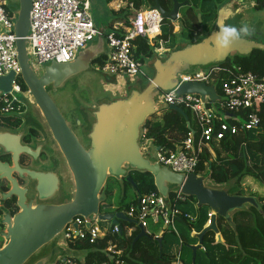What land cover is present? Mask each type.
Segmentation results:
<instances>
[{"label": "water", "instance_id": "1", "mask_svg": "<svg viewBox=\"0 0 264 264\" xmlns=\"http://www.w3.org/2000/svg\"><path fill=\"white\" fill-rule=\"evenodd\" d=\"M188 6V0L183 3L173 0L171 11L164 10L159 3L155 9L164 20L175 24L179 20L181 9ZM31 9L32 0H19V8L13 12L17 17L14 31L21 79L66 162L74 188L68 193L57 172L21 165L23 155L38 164L41 152L48 144V141H39L32 135L29 138V127L39 129L37 125H26L21 131L0 128V153L10 158L4 162L0 157V210L3 213L0 218V237L5 240L0 248V264H55L59 258L67 256V249L59 246L57 239L76 218L90 220L97 217L111 225H119L120 222L136 225L135 221L129 220L122 212L100 214V196L109 182L125 178L137 192V186L129 176L132 171L151 174L159 195L166 201L171 194L181 190L188 198L196 200L198 209L207 207L214 212L210 226L198 234V245L190 248L193 264L207 232L215 233L216 245L226 246L217 226L218 219H225L236 229L230 214L243 210L246 205L260 210L256 199L208 188L203 177L195 174L186 176L161 166L141 148L140 140L147 121L157 117L159 113V97L163 92H170L177 87L180 75L191 73L195 69H209L221 65L235 54L247 56L254 50L264 51V44L254 40L249 23L238 22L237 25L241 28L238 38L228 37L225 43L223 29L228 28L229 22L240 16L242 9L224 5L218 12L211 33L202 41L178 45L166 53L165 58L156 55L152 59L153 75L147 84L133 83L126 89L127 96L98 102L89 112H85L77 125L83 131L87 148L65 120L49 90L53 93L64 90L91 70L106 53V30L100 28L97 41L80 51L73 62L50 63L37 75L29 63L26 43ZM180 25L183 23L180 22ZM243 34H250V37H244ZM13 78L11 74L0 79L2 94L11 91ZM178 94L198 95L202 100L208 97L213 103L222 100L216 86L203 83L184 84ZM169 109L180 113L185 118L188 129H192L189 116L182 108L171 106ZM39 133L44 134L41 130ZM27 137L28 143H24ZM4 182L8 188L4 189L7 191L2 189ZM7 202L14 203L18 209L16 215L13 216L6 208ZM2 228L5 231L1 233ZM138 228L140 234L135 242L148 236L141 226ZM159 244L161 248L162 239H159Z\"/></svg>", "mask_w": 264, "mask_h": 264}, {"label": "built area", "instance_id": "2", "mask_svg": "<svg viewBox=\"0 0 264 264\" xmlns=\"http://www.w3.org/2000/svg\"><path fill=\"white\" fill-rule=\"evenodd\" d=\"M261 6L264 9V0ZM125 8H129L136 16L115 22L111 26L110 31L104 35L107 47L106 60L104 64L96 62L94 66L97 71L106 75L135 77L142 74L143 68V61L138 59L135 53L137 39H146L155 54L160 57L171 49L168 44L160 40L163 35L164 19L157 9L143 8L137 11L133 4L116 2L115 11ZM7 9L4 0H0V79L11 74L14 76L11 91L7 94L0 92V124H3L5 119L19 120L20 116L26 115L27 106L24 96L26 93L29 94L20 84L21 67L14 31L17 17ZM90 10V0H32L30 30L26 43L29 63L37 75H40L37 73L38 68L43 69L50 63L73 62L80 51L97 39L100 34L99 28L95 25ZM194 37L196 38L195 35ZM187 83L216 86L222 100L213 103L208 97L202 100L198 95H179L178 90ZM263 105L264 76L247 71L236 64L195 69L191 73L180 75L174 90L161 94L157 110L158 115H162L163 111L171 106L188 111L194 122L193 130L198 132L197 140L195 134L190 133L189 137L175 149L159 146L149 137V131L145 126L142 129L140 146L149 155L154 149L156 161L161 166L169 167L174 172L186 176L195 174L204 178L197 173L204 150L209 148L211 143L222 141L227 135L236 136L242 131H260V113ZM226 120L239 125H230L224 122ZM189 200L181 190L171 194L167 201L159 193L137 195L136 203L121 212L148 234H151L148 231L151 226L160 228L161 236L165 232L175 234L180 240V250L171 264H185L182 259L184 242L178 225L185 220L197 219L196 215H191L183 209ZM110 209L111 213H118L115 212L116 207H106L102 204L100 214L105 215L104 211ZM213 215L214 212L210 211L205 228L210 226ZM105 223L97 217L90 220L76 218L63 231L61 240L67 245L79 240H89L93 244L107 236L121 233L120 225L106 226ZM192 233L193 237L198 235L194 231ZM58 245L61 246L60 241ZM107 252L111 255V261L106 264H126L121 259L123 251L118 249V245L109 246ZM55 264H83V262L79 263L72 257L65 256L59 258Z\"/></svg>", "mask_w": 264, "mask_h": 264}, {"label": "trees", "instance_id": "3", "mask_svg": "<svg viewBox=\"0 0 264 264\" xmlns=\"http://www.w3.org/2000/svg\"><path fill=\"white\" fill-rule=\"evenodd\" d=\"M112 1H122L133 4L137 11L141 10L143 6L154 9L157 3L166 11H170L173 8V0H108L109 3ZM261 3L262 0H258L260 8H262ZM226 4L227 2H224L221 6L217 7L216 12L210 10L207 13H202L201 22L198 19V14L190 9V6L188 14L186 15L187 18L184 17V21H182L183 32L185 28L189 26L191 31L190 36L193 37L195 31L194 25H198L197 27L201 28L203 25L202 22H204L205 19H214V21H216L219 10ZM7 10L10 11L9 9ZM112 15L114 16V22L111 26H113L115 22L125 21L128 20L129 17L136 16L129 8L120 11L112 10ZM163 24H170V32L165 33L163 31L160 40L169 44V35L177 36V34L174 33V27L169 21L164 20ZM108 32L109 31L106 29L105 35ZM205 37H207V35L204 36V38ZM204 38H201L198 42L202 41ZM135 46L136 57L142 61L146 58L153 59L156 56L154 49L144 38L137 39ZM170 49L174 48L170 46ZM105 60L106 56L104 55L99 58L97 63L104 64ZM235 64L242 66L247 71H252L260 76H264V51L254 50L247 56L235 54L225 63H222V65L226 66ZM20 84L23 90L27 92L28 89L22 80H20ZM185 112L189 116L191 130L188 129L186 120L180 113L165 109L160 119L156 121L150 119L147 121L145 126L149 131V137L154 139L157 145L172 149H175L177 145L187 139L190 133L195 134V139L197 140L198 132L193 130L194 122L191 114L188 111ZM260 117V131H242L236 136L227 135L222 141L211 143L209 148H206L201 154L199 172L197 173L203 176L206 175L219 186L234 182L235 187L229 192L230 195L243 196L240 185L244 179L252 178L258 181H264V105L262 106ZM224 122L230 125H237L231 120H226ZM21 124L20 120L5 119L4 123L0 124V127L19 130L22 126ZM217 125L218 123H216V126ZM212 154L214 157H212ZM129 176L135 182L138 193L136 191L132 193L134 195L130 193V189L133 188L126 182L125 178L122 179V194H119L115 205L110 201L114 195V188L111 184L115 186L120 182L115 180L109 182L103 191L106 196L105 201L107 200L110 202L109 206L117 208L115 212L127 210L131 203H136L137 195L149 193L158 194L154 178L151 174L132 171ZM130 196H133V201L130 199ZM192 200L196 201L194 198ZM0 205H2L1 202ZM187 205L183 208L185 212L194 216L196 215L197 219L195 221L185 220L180 222L179 225H182L187 232V234L181 235V239L184 242L183 250L191 251L190 248L199 243L198 236L191 237V234L193 231L197 234L203 232L207 224L208 214L211 210H206V208L205 210L199 209L197 214H192V212L186 208ZM5 206L13 216L18 213V209L14 203L7 202ZM2 215L3 213L0 210V218ZM232 219L236 229L229 225L223 218H219L217 222L219 232L222 234L226 246L215 244L216 235L212 231L207 232L203 237L201 249H205V251L203 250V256L207 260V264H264V206L260 205V210L250 206L249 210L238 211ZM119 225L122 231L115 236H107L93 244L90 243L89 240L75 241L74 243H69L68 248L69 250L84 252L86 254L83 264L110 263L111 255L107 252V249L111 245H118V249L123 251L121 259L124 260L126 264L172 263L176 254L172 251H166L165 246L166 237L173 233L165 232L159 237L156 234L158 227H154L152 234L135 242L140 234L139 228L135 224L125 222H120ZM130 230L132 231L129 233ZM159 239H162L161 248ZM72 258L80 263V260L77 258ZM197 260L198 257H196V261ZM183 261L185 264H192V262L187 263L185 258Z\"/></svg>", "mask_w": 264, "mask_h": 264}, {"label": "rangeland", "instance_id": "4", "mask_svg": "<svg viewBox=\"0 0 264 264\" xmlns=\"http://www.w3.org/2000/svg\"><path fill=\"white\" fill-rule=\"evenodd\" d=\"M179 2L183 3L187 0H178ZM190 7H185L181 9V14L187 18L188 9H192L195 11L196 14H198V19L201 22L202 20V13H207L208 11H215L216 8L221 6L224 2H231L230 0H188ZM235 2H240V0H234ZM7 8L14 12V10L19 8V0H4ZM116 2L112 1L108 2V0H90L91 3V15L93 17L95 25L100 29L104 28L107 31H110V26L114 22V16L112 15V10H115L116 8ZM258 4V0H243V7L240 16L236 17V20L234 23L242 22V23H249V25L252 27L253 30V36L256 39V42L264 44V9L263 8H256L255 6ZM146 8L143 6L141 9ZM214 12V13H215ZM205 18V17H204ZM205 22V23H204ZM204 22H202V28L197 27L198 25H194V35L197 39L204 38V36L211 33L212 28L215 24L214 19L207 20L205 19ZM170 23V22H169ZM228 28H233V26L228 25ZM163 31L165 33L170 32V24L163 25ZM174 33L177 34V36L169 35V44L167 46H171L172 48H176L178 45L185 44L188 45L190 42H195L197 40L194 36L191 37V31L190 27H186L184 32L182 30L181 25L178 23L174 24ZM97 39L95 40V42ZM93 42V43H95ZM91 45V44H90ZM30 47V46H29ZM107 51V47H106ZM166 55H164L162 58H165ZM152 59L146 58L143 61V68H142V74L130 77L128 75H106L96 70L95 66L93 65L91 70L82 75L73 85H70L63 91L64 95L53 93L52 90H49V94L53 101L57 104L60 111H62V114L67 119V122H70V127L73 130V132L77 135L79 140L85 147H88V144L84 138V134L82 129L77 125L78 121L77 119L83 117L82 115L85 114L87 111L86 109H91L92 107H95L98 102H107V101H113L114 99H119L127 96L126 89L129 85L133 83H141V84H147L148 80L152 77L153 71H152ZM41 68H38L37 73L41 74ZM23 96V95H22ZM25 102H26V115H22L19 117V120L21 121V127L19 130H22L24 128L25 121H28L30 119L32 120H39L41 121L39 110L34 104V101L32 100L31 96L29 94H25ZM163 111V110H162ZM161 113V112H160ZM163 115H158L159 118H152L153 121H156L157 119H160ZM57 159H59V155L56 154L57 152H54ZM153 160H156V152L154 149L151 151V155L149 156ZM212 157L213 154H212ZM62 161V160H61ZM61 165L64 167V162L61 163ZM64 172L67 174L65 176L66 182L68 186H66V191L70 193L73 190V183L70 181L72 180L71 174L67 167H64ZM206 176V175H205ZM205 186L211 189H218V190H225L230 192L233 187H235V183L231 182L227 185H216L213 181L210 180L209 177H205ZM117 185H113L114 188V195L113 198L110 200L112 204L115 205L116 200L119 197V194H122L123 189V183L122 180L119 181ZM108 185V184H107ZM106 188V187H105ZM240 190L243 191V196L247 197H253L256 199L258 204L261 206H264V181H258L252 178L244 179L240 185ZM134 192L133 189H130V193L132 194ZM134 195V194H132ZM71 198V196H70ZM102 200L103 206H109L110 202H108L106 199V196L104 193L100 196ZM130 199L133 201V196H130ZM192 214L198 213L197 204L192 199L189 200V204L186 206ZM207 207H202L201 209L205 210ZM250 205H246L243 210H249ZM115 211V210H113ZM105 214L111 213V209L104 211ZM108 212V213H107ZM238 211L233 212L230 214V217L233 218ZM234 214V215H233ZM106 226H110L111 223H105ZM154 230V227H150L148 231L152 234ZM178 230L181 235H185L186 229L182 225H178ZM157 236H161L160 234V228L156 230ZM191 237H193V233L191 234ZM57 241L61 242V247L67 249L66 252L67 255H70V250L68 248L67 244H64L61 240V236L57 239ZM180 240L177 238L175 234H169L166 237V251H172L175 254L178 253L180 250ZM5 244V240L0 237V248ZM76 255H79L83 252L75 251ZM203 250L200 249L196 253V257H198V260L195 263L197 264H207V260L203 256ZM187 261V263L192 262L193 264V253L192 251L183 250V259Z\"/></svg>", "mask_w": 264, "mask_h": 264}, {"label": "flooded vegetation", "instance_id": "5", "mask_svg": "<svg viewBox=\"0 0 264 264\" xmlns=\"http://www.w3.org/2000/svg\"><path fill=\"white\" fill-rule=\"evenodd\" d=\"M227 4H229L232 8L242 9V7H243V0H240V2H238V1L235 2L234 0H231V2H229ZM188 7H190V5ZM178 17H179V20H178L177 24L178 23L180 24V22L184 21V16L181 14V12H179ZM171 24L174 27V23H171ZM229 25L230 26H233V28H235L237 30V32L241 29L236 23H234L233 20L229 22ZM242 36H244V37H250V34H243ZM252 36H253V33H252ZM254 40H256L255 37H254ZM66 88H64V90ZM64 90H61V91L57 92L56 94H59L60 93L61 95H64V93H63ZM86 110H87L86 112H89L88 111L89 108H87ZM61 113H62V111H61ZM39 115H40L41 121H40V119L39 120H32V119H30L28 121H25V124L24 125L25 126L26 125H29V124L30 125L31 124L37 125L39 127V129L35 128L34 126L29 127V129H28L29 138L32 135V137H34V138L36 137L39 141H48V144L45 147V149L41 152V155L39 157V161H38L39 163L38 164L33 163V160L31 158L23 155L21 157V165L23 167H28V168L29 167L30 168L36 167V168L41 169V170L46 171V172H57V174L59 175V177H61V182H62L63 188L66 189V186H68V184L66 182V178H65V176H67V174L64 172V167H67L66 162L64 161L63 156L61 155L58 147L54 143V141H53V139L51 137V134L49 132V129H48V127H47V125H46V123H45V121H44V119H43V117H42V115H41L40 112H39ZM62 115L64 116V114H62ZM82 116H84V115H82ZM64 118L67 121V119H66L65 116H64ZM81 118H79V119H81ZM79 119H77V121ZM67 123L70 125V122H67ZM0 128H2V127H0ZM3 129H7V128H3ZM8 130H10V131H21V130H13V129H8ZM40 130L43 131V133H44L43 135H41L39 133ZM29 138L27 137V139H25L24 143H28V139ZM55 151L57 152L56 154L59 155V159H57L58 157H56L57 155H55V153H54ZM0 157H1L2 161H4V162L5 161H9V159H10L7 155H4L2 153H0ZM62 162H64V164H65L64 167L61 165ZM19 180H20L21 184L24 185L23 181L21 179H19ZM70 181L72 182L71 179H70ZM4 188H7L5 182L2 183V189L4 191H7ZM4 231H5V228H2L1 233L4 232Z\"/></svg>", "mask_w": 264, "mask_h": 264}, {"label": "clouds", "instance_id": "6", "mask_svg": "<svg viewBox=\"0 0 264 264\" xmlns=\"http://www.w3.org/2000/svg\"><path fill=\"white\" fill-rule=\"evenodd\" d=\"M223 33L225 34V38H226L225 43H227L228 37L235 39V38H238V36H239V34L235 28H225V29H223ZM148 235H150V234H148Z\"/></svg>", "mask_w": 264, "mask_h": 264}, {"label": "crops", "instance_id": "7", "mask_svg": "<svg viewBox=\"0 0 264 264\" xmlns=\"http://www.w3.org/2000/svg\"><path fill=\"white\" fill-rule=\"evenodd\" d=\"M255 7L258 8L259 5L257 4ZM259 8H260V7H259ZM74 252H75V251L70 250V257L77 258V259L80 260V262L82 263V262L84 261V259H85L86 254L83 252V253H80L79 255H76V253H74ZM67 256H69V255H67Z\"/></svg>", "mask_w": 264, "mask_h": 264}, {"label": "bare ground", "instance_id": "8", "mask_svg": "<svg viewBox=\"0 0 264 264\" xmlns=\"http://www.w3.org/2000/svg\"><path fill=\"white\" fill-rule=\"evenodd\" d=\"M193 199V198H192ZM132 204V203H131ZM124 209V208H123ZM127 209V208H126ZM234 215V214H233ZM171 262V261H170Z\"/></svg>", "mask_w": 264, "mask_h": 264}]
</instances>
